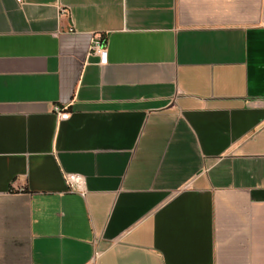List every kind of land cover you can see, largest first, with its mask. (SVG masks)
I'll return each instance as SVG.
<instances>
[{
	"label": "crops",
	"instance_id": "1",
	"mask_svg": "<svg viewBox=\"0 0 264 264\" xmlns=\"http://www.w3.org/2000/svg\"><path fill=\"white\" fill-rule=\"evenodd\" d=\"M0 264H264V0H0Z\"/></svg>",
	"mask_w": 264,
	"mask_h": 264
},
{
	"label": "built area",
	"instance_id": "2",
	"mask_svg": "<svg viewBox=\"0 0 264 264\" xmlns=\"http://www.w3.org/2000/svg\"><path fill=\"white\" fill-rule=\"evenodd\" d=\"M18 1L22 2L23 0H18ZM65 11L69 12V10H65ZM92 53L99 56L100 64L107 63L108 50H107L105 40L103 39L102 36H99V35L94 36L92 40V44H91V50H90V54ZM55 110L62 117L64 116L65 118H69L71 116L70 111L61 110L59 106H56ZM68 181L72 189L82 191L84 179L81 175L71 173L68 175ZM95 254L97 256L98 252H96Z\"/></svg>",
	"mask_w": 264,
	"mask_h": 264
}]
</instances>
